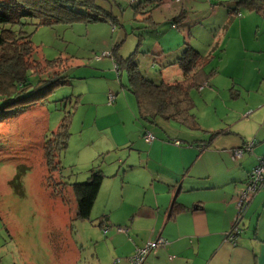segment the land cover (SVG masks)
<instances>
[{
    "label": "rangeland",
    "instance_id": "1",
    "mask_svg": "<svg viewBox=\"0 0 264 264\" xmlns=\"http://www.w3.org/2000/svg\"><path fill=\"white\" fill-rule=\"evenodd\" d=\"M188 1L164 0L166 4L154 8L158 16L168 18H158L157 30L143 31L144 37L149 36L145 40L152 43L158 32L164 35V29H173L172 17L184 10V17L190 21L180 18L172 30L173 34L182 35V51L189 44L183 37L188 33L195 35L190 44L203 43V26L208 18L202 15L210 4ZM138 2L144 7V0H96L102 9L91 13L99 15V21L31 28L34 58L66 62L67 82L53 87L42 103L20 110H16L17 105L0 109V264H106L111 244L126 238L124 233L117 242L110 239L115 226L103 234V228L97 225L102 215L98 206L102 204L96 203L88 219H75L76 203L63 201L67 190L62 187L55 193L59 184L54 183L83 182L97 166L106 178L113 180L125 161L138 159L141 141L135 133L144 125L171 136L182 131V124L159 115L144 119L136 111L133 114L125 99V94L131 100L134 97L122 86L127 84V69L118 67L116 60L120 55L127 58L136 49V34L143 25L141 11L148 9L137 8L135 14ZM169 2L171 6L166 7ZM148 42L138 48L132 59L141 73L153 80L160 70L168 69L160 63L158 54H148ZM210 43L207 37V44ZM191 92L194 98L198 97L195 89ZM221 98L226 99V93L220 92L209 105L200 104L207 110L203 120L199 119L202 126L224 127L219 126L213 112ZM193 112L196 115V107ZM65 115L70 116L67 145L59 156L60 169L50 173L43 159L44 138L56 130ZM256 164L257 161L250 169ZM261 191L264 193V189ZM128 193L125 187L116 198ZM123 199L129 203L128 198Z\"/></svg>",
    "mask_w": 264,
    "mask_h": 264
},
{
    "label": "crops",
    "instance_id": "2",
    "mask_svg": "<svg viewBox=\"0 0 264 264\" xmlns=\"http://www.w3.org/2000/svg\"><path fill=\"white\" fill-rule=\"evenodd\" d=\"M228 1L231 0L202 1L210 4L202 15L208 18L203 26L206 29L203 43L190 44L195 37L191 33L183 36L189 47L203 56L210 55L202 57L190 72L197 83L189 90L193 110L196 107V115L193 113L197 126L182 125V131L171 136L144 125V129L135 133L141 141L138 159L125 161L113 180L106 178L98 166L93 168L104 175L92 207L93 210L96 203L102 204L98 206L102 215L97 225L105 235L115 226L110 238L114 242L124 233L126 236L111 244L106 264H112L114 259H119L118 264H129L128 257L136 247L158 237L164 238L166 244L150 251L141 264H264L262 191L251 199L241 215L240 235L234 242L226 239L236 219L238 198L250 167L264 156V12L240 7L238 14L230 17L224 4ZM182 11L172 17L174 23L180 18L190 21ZM151 15L155 24L145 30L159 28L161 17L154 10ZM173 29H164V35L158 32L152 43L145 40L148 35L143 36L142 45L149 44L148 54H158L160 63L168 69L160 70L155 81L165 80V73L167 81L183 76L176 63L184 51L182 35L173 34ZM207 37L213 44H207ZM153 59L156 60L155 56ZM122 86L125 89L127 85ZM192 89L198 97L192 96ZM220 92L226 93V99L221 98V104L218 102L213 112L218 116L219 126L224 127L202 126L199 119L203 120L207 110L200 104L209 105ZM125 97L132 113L136 111L138 115L135 97L133 100L126 94ZM146 131L154 134L150 143L142 139ZM247 141L253 143L252 147L239 159H233L234 149ZM125 187L129 193L119 194L117 199V193H122ZM123 198H128L129 203ZM174 201L182 204V210L169 216ZM118 227L127 231H119Z\"/></svg>",
    "mask_w": 264,
    "mask_h": 264
},
{
    "label": "trees",
    "instance_id": "3",
    "mask_svg": "<svg viewBox=\"0 0 264 264\" xmlns=\"http://www.w3.org/2000/svg\"><path fill=\"white\" fill-rule=\"evenodd\" d=\"M163 2L164 0H144V7L148 9L141 11L143 16L140 22L144 24L139 28L142 31L153 27L155 22L151 12ZM225 3L230 17L238 14L240 7L264 12V0H231ZM144 7L138 2L134 13L137 14V8L139 10ZM80 8L84 11H80ZM101 9L96 0H0V109L17 105L16 110H20V107L42 103L53 91V87L67 82L66 62L34 58L31 40L34 28L59 23L72 25L80 21H99L100 16L91 12L100 13ZM136 35L138 41L135 51L125 59H115L118 67L127 69L126 88L135 97L139 116L151 119L159 115L166 120L195 128L197 121L189 90L197 83L190 72L206 55L203 56L188 46L176 62L183 76L173 81H155L146 78L132 59L143 40L142 32ZM69 117L65 115L56 130L44 138L43 159L50 173L60 169L59 156L67 145ZM103 177L100 170L92 169L83 182H55V185L59 184L55 193L62 191V187L66 188L67 193L62 199L76 203L74 218L88 219ZM180 210L182 204L174 201L169 209V216Z\"/></svg>",
    "mask_w": 264,
    "mask_h": 264
},
{
    "label": "built area",
    "instance_id": "4",
    "mask_svg": "<svg viewBox=\"0 0 264 264\" xmlns=\"http://www.w3.org/2000/svg\"><path fill=\"white\" fill-rule=\"evenodd\" d=\"M179 2L181 0H175ZM183 1V0H182ZM143 139L146 143H150L154 139V134L146 131L143 134ZM177 143V142H176ZM252 142H247L244 146L234 149L232 152L233 159H239L245 150H249L252 147ZM264 188V156L259 158L256 166L249 172L247 179L245 181L244 188L240 192L238 198V212L234 224L229 232L226 233V239L234 242L236 237L242 232L240 226L241 215L245 213L248 209V204L251 199L262 189ZM107 230V227L104 229ZM119 231H127L124 227H118ZM104 231V232H105ZM166 244V241L162 237H158L155 241L148 242L140 247H136L134 253L128 257L129 264H141L145 257L158 246H163ZM119 259H114L112 264H118Z\"/></svg>",
    "mask_w": 264,
    "mask_h": 264
}]
</instances>
